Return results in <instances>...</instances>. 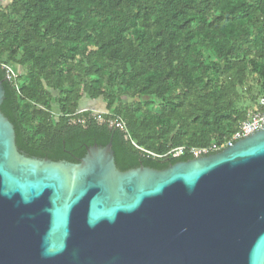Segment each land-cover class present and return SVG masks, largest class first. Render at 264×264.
Listing matches in <instances>:
<instances>
[{"label":"trees","instance_id":"obj_1","mask_svg":"<svg viewBox=\"0 0 264 264\" xmlns=\"http://www.w3.org/2000/svg\"><path fill=\"white\" fill-rule=\"evenodd\" d=\"M4 64L26 70L18 87ZM252 78L264 97V0H11L0 7L1 111L31 157L76 163L88 147L112 143L121 171L165 169L194 158L168 155L172 149L233 135L247 118L237 103ZM83 98H102L108 112H80ZM111 114L130 138L110 125Z\"/></svg>","mask_w":264,"mask_h":264},{"label":"water","instance_id":"obj_2","mask_svg":"<svg viewBox=\"0 0 264 264\" xmlns=\"http://www.w3.org/2000/svg\"><path fill=\"white\" fill-rule=\"evenodd\" d=\"M0 264H264V127L165 169L121 171L112 143L31 157L3 114Z\"/></svg>","mask_w":264,"mask_h":264},{"label":"built area","instance_id":"obj_3","mask_svg":"<svg viewBox=\"0 0 264 264\" xmlns=\"http://www.w3.org/2000/svg\"><path fill=\"white\" fill-rule=\"evenodd\" d=\"M7 69V78L10 81H14L15 85L18 87V75L15 69L11 65H3ZM260 109L256 112L248 113L247 118L243 121L240 127L233 133L230 138H225L224 141L220 144L214 143L208 147H186L179 146L172 149L169 154H173L175 156H181L186 153L192 154L194 158L201 157L205 155H209L212 153L219 152L227 147L234 145V143L244 137L249 136L250 134L260 130L264 127V97H262L259 101ZM88 111V109H82L80 112ZM101 119V118H100ZM110 125L112 127L120 128L122 131L126 133V137L130 138V134L128 128L126 126L125 121L116 114H111V118L109 119ZM132 143L138 147L139 149L144 150L139 147L135 141L132 140Z\"/></svg>","mask_w":264,"mask_h":264},{"label":"rangeland","instance_id":"obj_4","mask_svg":"<svg viewBox=\"0 0 264 264\" xmlns=\"http://www.w3.org/2000/svg\"><path fill=\"white\" fill-rule=\"evenodd\" d=\"M10 2H11V0H0V7L9 5ZM205 57L207 58V60H214L213 55L209 51L205 52ZM12 67L15 69V71L18 75V84H19V82L21 84V82H23L22 81L23 78L26 76V70L22 69L18 65H16V67L15 66H12ZM20 75H22V76H20ZM262 94H263V88L261 87L258 80L256 78L250 79L248 81L247 86L240 89L237 107L239 109L245 111L247 113V116H248V113H250V112H256L258 109L256 105H257V103H259V101L262 97ZM54 95L58 96L59 92L58 91L55 92ZM124 99L126 101H131V99L127 100V98H125V97H124ZM257 100H258V102H257ZM105 105H106L105 101L102 98L97 99V100L83 98L82 103H81L82 108L89 109V111H91L92 114L97 115V116L101 115V113L108 112L106 110ZM53 112H54L55 118H57L58 114H59L57 106H54ZM100 120H102V118Z\"/></svg>","mask_w":264,"mask_h":264},{"label":"flooded vegetation","instance_id":"obj_5","mask_svg":"<svg viewBox=\"0 0 264 264\" xmlns=\"http://www.w3.org/2000/svg\"><path fill=\"white\" fill-rule=\"evenodd\" d=\"M89 110V109H88Z\"/></svg>","mask_w":264,"mask_h":264}]
</instances>
